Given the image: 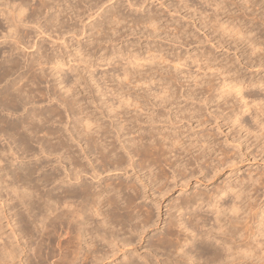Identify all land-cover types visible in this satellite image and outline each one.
I'll return each mask as SVG.
<instances>
[{
  "label": "bare ground",
  "instance_id": "6f19581e",
  "mask_svg": "<svg viewBox=\"0 0 264 264\" xmlns=\"http://www.w3.org/2000/svg\"><path fill=\"white\" fill-rule=\"evenodd\" d=\"M82 1L87 4V9L91 10L94 7L96 8L94 10L100 9L102 5H99L101 0L99 3L98 0H3L0 2L1 6L8 7L6 12L5 8H0V17L7 24L6 31L0 29V38L4 41L10 38L9 41H12L10 47L15 50L36 46L35 53L27 55V63H25L27 69L25 67L26 71L22 73H18L22 66L18 61L19 57L11 58L10 52L13 50L4 55V58L2 56L0 60V106L5 112L17 113L34 101L37 94L34 93V86L39 83V78L45 73H43L45 65L53 64L54 70L57 71L53 74L56 73V76L59 73L58 69H61L58 59L54 60L56 57L46 55L37 35L31 36L32 33L28 28L26 30L23 24L32 23L39 35L42 33L44 35L50 29L52 34L55 32L54 35L58 40L65 32L64 28L68 26V23L65 24L64 17H67V14L70 17L74 15L77 17L78 13H81L78 9L79 2ZM110 13L113 17L115 13L113 6ZM147 14L148 12L144 18L140 17L142 23H149V26L156 24L152 15ZM104 16L101 14V20L98 19L100 22H94L92 26H103L102 22H107V16L105 20ZM41 18H45L42 19L43 22L40 21ZM108 18L113 19L109 16ZM139 23L141 24V21ZM70 28L67 27L66 32ZM30 36L32 38L29 42ZM51 65L48 64V68ZM16 72L18 74L9 80ZM161 75L163 76L162 73ZM225 76H219L218 84L221 86L212 88L214 92L211 90L213 94L210 98H208L211 94L209 91H207L210 93L208 96H204L202 94L204 92L201 91V96H198L201 104L197 103L198 105L195 106L179 104L180 107L176 105L179 108L172 105L177 108L176 111L172 109L173 112L179 113L176 115L178 116L176 122H179L178 131L175 130L173 122L171 127L164 124L155 125L156 122L165 123L166 120H161L165 117L161 118L154 107L166 100V97H170V94L162 97L154 89L155 93H149L152 94V99L160 98V102L156 100L148 103L144 95L146 92L143 91L133 94L119 93L120 95L117 93L115 95L120 96L124 103L120 99L118 102L123 104L126 102V105L132 107V112L125 115L117 111L116 108H119V105L115 107L111 102H106L108 99L106 96L107 98H103L104 106L97 105L101 107V110L96 114L95 110L84 109L83 111L78 109L80 105L74 106L75 98L70 97V85L67 83L69 81L65 82L63 77L57 78L56 86L64 92L53 93L56 98L60 94L57 100L63 105V110H60L59 106L51 107L52 109L46 112L32 108L21 117H14L15 119L0 117V135L6 138L7 144L9 143L6 147L7 151L14 150L12 149L14 145L23 153H30L27 156L31 155V157L39 154L45 157L55 155L57 159L55 162L62 165L60 168L51 166L52 170L39 175L37 173V176L35 173L41 168H38L40 163L31 164L32 167L31 165L29 167L23 166L21 162L22 164L15 168L16 156L15 158L13 156V159L12 157L5 159L1 168L3 173L0 174V178L4 176L2 180L0 179L3 183V186H0V199H3L5 213L4 216L2 213V216L6 219V227H9L10 234L6 235V232L0 248L1 263L24 264L20 258L21 254L26 255L27 251H32V257L25 256L26 264H101L119 251L123 257H120L119 264H153L151 261H154V264H264V202L263 204L258 202L259 200H256L258 197L254 195L258 191L255 190L257 186L264 188L262 171V173L247 171L248 174L244 175V179L241 177L242 180L236 181L237 183L232 180V183L225 182V179L223 185L214 187L210 192H204L196 187L197 191L193 190L191 195L175 199L177 202L174 201L168 210L166 209L168 221H164L167 223L165 233L162 232L161 238L158 236L157 241L154 240L153 243H155L152 245L142 244L145 243V233L156 222L154 212L157 209L154 211V207L159 208L160 200H163L170 188L179 185L182 190L191 184L192 179L195 180L196 185V182L200 183L201 180L204 181L222 172L224 168L238 164L242 161L244 154L241 152L242 146L246 148L245 150L253 148L255 156L264 163V92L262 95L255 91H244L253 85L262 87L264 80L258 79L255 82L252 78L242 80ZM158 78L159 82L160 76ZM167 78L170 77L167 76ZM167 78L164 79L167 80ZM136 79L139 81L138 78ZM148 81L147 83H150L152 80ZM163 86L160 87L163 89ZM166 88L169 89V87ZM262 89L264 91V87ZM123 91L125 90L121 92ZM149 93L147 92L148 95ZM102 96L101 94L98 97ZM210 101H214L215 104L209 106ZM162 104L164 107V103ZM168 112L165 113L168 114ZM64 113L66 117H70L72 125L69 124L66 127L63 123L64 129H55L51 126L48 129L49 126L45 124L51 121L61 123ZM244 114L247 116L244 117ZM97 116L107 118L109 122L106 123V120L102 121L103 118L99 119ZM170 117H167L166 122H170L168 120ZM176 117L174 119H177ZM208 126L211 128L206 129ZM214 128L216 130L213 131ZM222 128H226L233 135L234 144H231L230 148L228 144H225L227 145L225 147L224 142L218 141L215 137V131L222 132ZM40 133L42 136L39 135ZM30 141L38 145L37 152L32 150L34 146L28 144ZM21 150L20 153H22ZM15 152H12V155H15ZM166 167L170 170V175ZM128 169L137 173L135 175L137 180L134 178L137 182L133 179L131 182H126L120 180L119 176L120 179L114 182H108L110 177L108 180L103 178L107 181L102 180L104 182L101 185V181L100 183L93 181V183L88 179L89 176L94 180L110 171H123L128 174ZM84 175L87 176L88 182L82 178ZM169 182L172 183V187L168 185ZM149 191L153 196L150 200L152 205L137 204L136 201L139 198H149ZM172 210L174 211L171 212ZM156 216L159 219V212ZM22 239L24 242L21 241ZM141 244L145 246L144 253H140L136 246ZM155 244L162 246L164 252H154ZM130 246L132 248H129ZM15 259L17 262L14 261Z\"/></svg>",
  "mask_w": 264,
  "mask_h": 264
},
{
  "label": "rangeland",
  "instance_id": "374dc122",
  "mask_svg": "<svg viewBox=\"0 0 264 264\" xmlns=\"http://www.w3.org/2000/svg\"><path fill=\"white\" fill-rule=\"evenodd\" d=\"M1 1L3 0H0V2ZM101 1L102 2L105 1V2L103 4L102 2H100V0H98V3L100 2L99 5L100 4L102 5H100V9L97 10H94L96 9L95 7L92 8V10L87 9L88 6L86 3L84 4V1L79 2L80 8L78 9V11L80 10L81 13H78L77 17L75 15L74 17L73 16L70 17L68 14H67L68 18L66 16L64 17V20L66 21L65 24L68 23L67 24L68 26L65 27L66 29L64 28L65 32L63 31L64 32L62 35L63 38L60 37L58 38V40L54 35L55 32H53L52 34L50 29L47 30L46 33H44V35L43 33L39 35L38 31L36 32V30H34L33 28L34 25L32 26V23L30 24L27 22L23 24L25 29L26 30L29 29V31L32 33L31 36H33V34L37 35V39L39 38L38 41H41V44L43 46L41 48L44 51V53H46V55L48 54L49 57H54V58L56 57L54 60L58 59L57 61L59 62L60 64L59 66L61 67V69L60 68H59L60 70L58 69L59 73H57L56 76V73H54L55 75L53 74V72H57L56 70H54L55 66H52L53 64L51 65L50 63H48L49 66L51 65V67L48 68V64L45 65L44 66L45 71L43 70V73L44 72L45 73L39 78V83L36 84L37 86L36 85L34 86L35 89L34 93H37L33 101L35 103L34 104L33 102L29 103L25 106L24 110L20 109L21 111L12 114L10 111L5 112V110L2 109V107L0 106V117H4L7 119H13L16 116L21 117L22 115L25 114L26 111H30V109L32 108H34L36 111L41 110V112L43 111L46 112L48 109H52L54 107L59 106L58 108L60 110H63V105H61L58 102L57 98L60 97L59 95L63 93L64 90L63 89L59 90L57 89L58 87L56 86L57 78L59 79L60 77H63L64 81L66 80L65 82L69 81L67 83H69L68 85H70V93H71L70 97H74L75 100L73 98L70 97L69 98L74 100V106L76 105L77 107L80 105L79 106L80 108L78 109L79 110L82 109L83 111L84 109L85 110L92 109L91 111L95 110L94 112L96 114H98V111L101 110L102 106H104L102 105L103 103H105V100H103V98L105 99V97L107 96L109 101L108 99H106V102L108 103L111 102L112 104H114L115 107L119 105V108H116V110L122 112V114L125 113V115H129L128 113L132 112V107L126 105L127 104L126 102L125 104H123L124 103V101H122L123 99H120V96L115 95L117 93L124 94L125 92H127L129 94H133L139 92L141 93L143 91L146 92V94L144 93V95L147 98L148 103H150L149 101H151L152 103L153 101L157 100V99L156 100L152 99L151 96L152 94L149 93V92L155 93L154 89L155 91L157 90L156 93L159 92L158 95L160 94V96L162 97L168 96L170 94V97L165 98L168 101L163 100L162 102L164 103V107L163 104L160 103L159 105H155L156 107H154V109L159 113L156 114L160 115L161 118L165 117L162 119L159 118L163 121L164 120L167 121V117H170L171 115L173 116V118L172 116L168 118V120L170 121L169 123L166 121L165 123L159 121L161 125L159 122H156L155 125L162 126V124H164L166 126L171 127L172 126L171 122H173V126H175V130L178 131L179 122H176L178 120L177 118L178 116L176 117V115H178L179 113L176 114L173 112L172 109H174V111H176L177 109L174 108L173 106L174 105L179 106V104L183 106H195L201 104V101H199L200 97L198 96H201L202 92H204L202 93L204 96L205 95L208 96L211 93V90L213 91L214 88L216 89L217 87L219 88L221 86V84H218L220 83L219 76L224 77L225 75L226 76L228 75L227 77L231 76V77L241 78L242 80H246V78L247 80L249 78H252L253 81L255 80L257 81L258 79L264 80V63H262L264 62V0H216V1L214 0H138V1L137 0H101ZM135 1L137 2L134 3ZM112 6H113V11L115 12L113 17L110 13ZM0 8L1 9L5 8V12H6L7 11L6 8L8 7L7 6L4 7L3 5L2 6L0 5ZM86 10L89 11L87 12ZM147 12H148L147 14L148 16H150L149 14H151L152 17L154 18L153 21L155 20L156 23V24L153 23L154 26L151 24H150L151 26H149L148 25L149 23H145V22L142 23V20H140L141 18L145 17ZM101 14L105 15L104 20L106 19L107 16V20H106L107 22L106 23L105 21L102 22V25L103 24L104 25L101 27H97V26L93 27L94 22L101 20ZM87 16L90 18H88ZM108 16L113 19H109ZM42 19L44 20L45 18H41L40 20L41 22H43ZM136 20L137 21L140 20L141 24L139 23L140 21L137 22ZM6 25L7 24L5 23L3 18L0 17V26H1L0 29L6 31L7 30ZM67 27L68 28L71 27L70 29H68L69 30L68 32H66ZM89 27L91 28L89 29ZM56 34L58 33L56 32ZM31 36L30 38H28L29 42L31 41L32 38ZM9 39L10 38H6L4 41L3 38H0V51H1L0 60L2 56L4 58L9 51L13 50L11 51L12 53L10 52V54H12L11 58L18 59L19 57L18 61H20L19 63L22 66L20 65L21 70L19 69L18 73H22V71L23 72L26 71L24 68L27 66V65L25 66V63H27V58H28L27 55H30L33 52L35 53L36 46L29 48L24 47L22 49L18 48L16 49L17 50L16 51L15 49H12L10 47L12 41L11 40L9 41ZM90 48L93 49L91 50ZM252 48L255 50H253ZM2 50H4L5 52L4 51L2 52ZM52 63H53V59H52ZM122 71H125L124 73L127 74L122 73ZM143 71L146 73L149 72V74L146 73L144 74ZM158 72H161L163 76L161 75V73L158 74ZM18 73L17 72L14 73L9 78V80L14 78L15 75H17ZM133 73L135 74V76ZM153 73H155V75H153ZM142 74L145 75L144 76L145 79L143 78ZM119 75L121 76V78ZM123 75H128V77H123ZM140 75L142 76L140 77ZM158 76H160L159 82H158L159 80ZM167 76L170 78H167ZM136 78H138L140 82ZM164 78H167V80H165ZM146 79L149 80L148 82H150L151 80L152 81L150 83H147ZM169 80H171L172 82ZM167 83L169 85H167ZM161 85L162 86L164 85L163 86L164 91L160 87ZM165 86L169 87L170 90ZM263 87L264 85L262 87H260V85L259 86L253 85L252 87L251 86L247 87L246 90L244 91L245 92L255 91L256 93L262 94L264 92L262 91ZM121 89L125 91L121 92L122 91ZM131 91L132 93H130ZM165 91H167L166 92L167 94L165 93ZM199 91H200L199 93L200 95L198 94ZM207 91H209L210 93H208ZM103 92L104 94L106 93L105 96ZM110 92L111 93L113 92L114 94L111 95ZM147 92L149 93V95L147 94ZM160 92L161 93L164 92L166 95H163V93L161 95ZM170 92L173 93L174 96ZM44 93H46V95ZM53 93L55 94L60 93V94L56 98V96L54 97ZM101 94L103 96L98 97L99 95L101 96ZM212 94L213 93H211L208 96V98H210ZM119 99L123 103L118 102ZM159 100L160 98H158L157 101ZM174 102L176 104H174ZM210 102L208 103L209 106L215 104L214 101L212 102L213 104ZM99 104L100 106L101 105L102 106L97 107V105ZM87 105L90 108H88ZM168 107L171 108L169 109ZM157 109L158 110L160 109L159 111L161 113ZM155 110L154 112H156ZM165 112L166 113L168 112V114H166ZM63 115L65 116V113ZM130 115H132V113H130ZM64 116L61 117L62 118L61 123L58 121H51L46 123L45 125L47 127L49 126L48 129L51 126V128H55V129L59 128L60 130L64 129V126L68 127L69 124L72 125L71 119H69L70 117H66V116L64 117ZM79 116H81V114ZM245 116L247 115L244 114V117ZM97 117L99 119L103 118L101 116H97ZM175 117L177 119H174ZM103 120L104 121L106 120L105 121L106 123L109 122L107 118L106 119L103 118L102 121ZM63 123L66 125H64ZM60 125L62 127H60ZM209 128L211 127L208 126L206 129ZM214 130L216 129L214 128L213 131ZM222 130H223L222 132L215 131L216 132L215 137L217 138L218 141L220 140V142H224L223 143L224 146L225 144H228V148H230V145L234 144L232 141L233 135L226 128H222ZM195 131H198V129H195ZM39 135L42 136V133H40ZM45 138L47 139V137ZM7 142L8 141L6 140V138L0 135V174L3 173V171H1V168L4 165L5 159H11L10 157H12L13 159V156L14 158L16 156V160L14 162L15 168L21 165L22 163L23 166L27 165L29 167L31 164L32 165L34 164L38 165L39 163L43 164L42 166L43 167L45 166V168H43L40 164L38 165V168L41 167L44 171L40 168L38 169V172L35 173L36 175L37 173L39 175L43 172L45 173V171L48 172L50 171V169L52 170V167L54 168L62 167V165L61 164L59 165L57 161H56L57 163L55 162V160H57L55 155L49 157L47 156L45 157V155L42 154L41 156L40 154L38 156L32 155V157L31 155L27 156V154L30 153H23L21 149L20 150L22 153H20V150L18 149L19 147L18 148L16 147L17 149L15 148L14 145L12 147L11 144L14 143L10 144L12 149L14 150L7 151L6 147H8L9 145V143L7 144ZM31 142L32 141H30L28 144H30L32 147L34 146L35 148L34 147L31 148L32 150L37 152L39 149L38 145L36 144L37 145L36 146L34 142L33 143ZM245 149L244 146L241 147V152L244 153L242 155V161L238 162V164H234L233 166L224 168L222 172H218L215 176L209 179L207 178L208 180L205 179L204 180L205 182L201 180L200 183L196 182L195 185V180L192 179L193 181L191 180L190 182L191 184L184 187L182 190H180L179 185H175L174 187H172L171 186L172 183L169 182L168 185L170 184L172 188H170V191H168L165 194L163 200H160L161 205H159V208L154 207V211L157 209L156 210L157 214L159 212V216H158L159 219H157L156 212L153 211L155 217L154 219H156V222L154 226L151 227L149 230H147V233H145V238H144L145 243L143 242L142 244L147 246L150 243L149 245H152L155 243V242L153 243L154 240L157 241L156 238L158 236H159L158 238H161L160 237L162 235L161 233L166 231L167 223L165 222L168 221L167 210L171 206V204L175 201V199H179L180 197L189 194L191 195L192 192L197 191V188L204 190V192H210L213 190L214 187L219 186L220 184L223 185L224 183L223 180L225 179H226L225 182H230L232 180L233 182L237 183L240 180H242V178L244 179V177L248 174L247 171L250 172L253 171V173H260L262 171L263 174L261 177L264 178L263 161L259 157L255 156V153L252 150L253 148H248L247 150ZM12 152H15L16 154L12 155ZM134 160H136V158H134ZM47 162H49L50 165L47 166L46 164H49ZM53 162H55V164H52ZM136 170L137 168L135 169V171ZM135 171L132 169H128L129 172L128 174L124 173L123 171H117V172L110 171L109 173H103L100 177H97L94 180L90 179L89 176L88 179L90 182L99 181L100 183L101 181L100 183L101 185H103V182L107 181L109 177L111 180L109 179L108 182L109 181L114 182V180L118 181L120 178H121L120 180L131 182L132 179L133 181L136 179L135 175H137V173H134ZM166 171L167 172L169 171L168 174L170 173V170L168 168L166 169ZM1 178L3 179L4 176H1ZM82 178H84L85 180L87 176L84 175ZM103 178L107 180H104ZM0 182H1L0 186H3L2 181ZM206 184L208 186H206ZM194 187L197 188L195 189ZM256 189L258 191H256V193H254L255 191L252 193H254V195L256 194L255 197H258L256 198V200L258 199L259 200L258 202H261L263 204L264 188L263 186L262 187L257 186L255 190ZM148 193H149V198L147 199L139 198L136 201V203L137 204L141 203L144 206L152 205V202H150V200L152 199L153 196L150 195V191ZM2 201L3 199L2 200L0 199V248L2 246V242L4 241L6 232H7L6 235L10 234L9 227L8 226L6 227V219L3 218L5 209L2 204ZM173 211L174 210H172L171 212ZM21 241L24 242V239H22ZM21 241H19V244L22 243ZM13 242L15 243L16 241L13 240ZM15 244L17 245V243ZM142 244L136 245L140 253L145 252V248H143L145 246H142ZM158 247L159 246L156 244H155V248L153 246L154 252L157 253V251L161 252L163 250L162 246H160L161 248ZM129 248L132 247L130 246ZM32 253H33L32 251H27L25 254L29 255V257H32ZM114 254L111 255V258H107L101 264H115V263L119 264L120 259L123 258L121 252L118 251L115 252ZM158 254L160 253L158 252ZM26 255L22 253L20 256L22 262L24 261L23 262L24 264H26L25 263ZM14 261L17 262L16 259ZM1 262L2 261H0V264H2ZM151 262L154 264V261Z\"/></svg>",
  "mask_w": 264,
  "mask_h": 264
}]
</instances>
